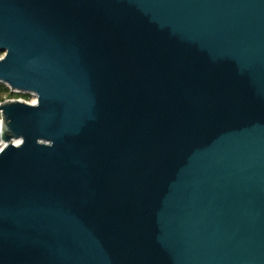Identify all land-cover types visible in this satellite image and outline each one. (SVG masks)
I'll list each match as a JSON object with an SVG mask.
<instances>
[{
  "label": "water",
  "instance_id": "obj_1",
  "mask_svg": "<svg viewBox=\"0 0 264 264\" xmlns=\"http://www.w3.org/2000/svg\"><path fill=\"white\" fill-rule=\"evenodd\" d=\"M2 52L0 264H264V0H0Z\"/></svg>",
  "mask_w": 264,
  "mask_h": 264
},
{
  "label": "flooded vegetation",
  "instance_id": "obj_2",
  "mask_svg": "<svg viewBox=\"0 0 264 264\" xmlns=\"http://www.w3.org/2000/svg\"><path fill=\"white\" fill-rule=\"evenodd\" d=\"M0 54L3 55L4 52H2V53H0ZM4 85H5V84H4ZM5 86L8 88V92H7V94H8V96H10V97H9V99L3 100V101L1 100L0 103H1V102H4V101H8V100L24 101V100L22 99V97L24 98L23 95H31V94H29V93H24V92H19V91H17V90H12V89H11L10 87H8L7 85H5ZM35 101H36V100H34L33 102H27V101H24V102L34 104ZM1 122H2V119H1Z\"/></svg>",
  "mask_w": 264,
  "mask_h": 264
},
{
  "label": "rangeland",
  "instance_id": "obj_3",
  "mask_svg": "<svg viewBox=\"0 0 264 264\" xmlns=\"http://www.w3.org/2000/svg\"><path fill=\"white\" fill-rule=\"evenodd\" d=\"M2 56V54H0V57ZM10 96H8L7 92H0V100H6V99H9ZM22 99L24 101H27V102H33L34 100H36V97L34 95H29L28 97L25 96L24 98L22 97Z\"/></svg>",
  "mask_w": 264,
  "mask_h": 264
},
{
  "label": "trees",
  "instance_id": "obj_4",
  "mask_svg": "<svg viewBox=\"0 0 264 264\" xmlns=\"http://www.w3.org/2000/svg\"><path fill=\"white\" fill-rule=\"evenodd\" d=\"M1 91H2V92H5V91L8 92V88H7L4 84H1V83H0V92H1ZM23 96H24V97H25V96L28 97L29 95H23ZM0 101H1V100H0Z\"/></svg>",
  "mask_w": 264,
  "mask_h": 264
},
{
  "label": "bare ground",
  "instance_id": "obj_5",
  "mask_svg": "<svg viewBox=\"0 0 264 264\" xmlns=\"http://www.w3.org/2000/svg\"><path fill=\"white\" fill-rule=\"evenodd\" d=\"M2 123L0 122V125H1ZM14 143L15 144H18L19 143V140H14ZM2 145H0V147H1Z\"/></svg>",
  "mask_w": 264,
  "mask_h": 264
},
{
  "label": "built area",
  "instance_id": "obj_6",
  "mask_svg": "<svg viewBox=\"0 0 264 264\" xmlns=\"http://www.w3.org/2000/svg\"><path fill=\"white\" fill-rule=\"evenodd\" d=\"M0 122H1V118H0Z\"/></svg>",
  "mask_w": 264,
  "mask_h": 264
}]
</instances>
